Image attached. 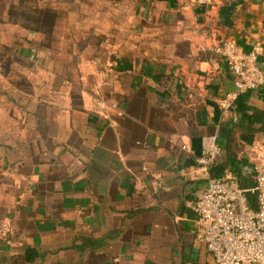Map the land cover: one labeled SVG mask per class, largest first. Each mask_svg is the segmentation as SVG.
<instances>
[{
	"label": "crops",
	"instance_id": "1",
	"mask_svg": "<svg viewBox=\"0 0 264 264\" xmlns=\"http://www.w3.org/2000/svg\"><path fill=\"white\" fill-rule=\"evenodd\" d=\"M226 37L264 70V0H0V264L211 263L201 138L248 188L264 136V83L220 105Z\"/></svg>",
	"mask_w": 264,
	"mask_h": 264
},
{
	"label": "built area",
	"instance_id": "2",
	"mask_svg": "<svg viewBox=\"0 0 264 264\" xmlns=\"http://www.w3.org/2000/svg\"><path fill=\"white\" fill-rule=\"evenodd\" d=\"M194 1L209 5L213 0ZM213 50L227 60L235 78L236 89L220 101L227 111L241 93L257 90L264 83V70L258 63L261 46L245 51L235 37H226ZM100 104L117 109L116 102L102 100ZM221 152L217 134L202 136L196 161L208 183L192 204L198 225L196 238L210 252V264H264V136L255 149V183L248 188L234 176L211 174V166ZM8 230V224H4L2 231Z\"/></svg>",
	"mask_w": 264,
	"mask_h": 264
},
{
	"label": "trees",
	"instance_id": "3",
	"mask_svg": "<svg viewBox=\"0 0 264 264\" xmlns=\"http://www.w3.org/2000/svg\"><path fill=\"white\" fill-rule=\"evenodd\" d=\"M240 185H241V183H240ZM241 186H242V185H241ZM250 200H251V201H253V200H254V198H253L252 196H250Z\"/></svg>",
	"mask_w": 264,
	"mask_h": 264
}]
</instances>
